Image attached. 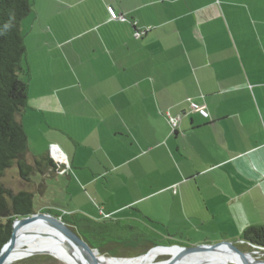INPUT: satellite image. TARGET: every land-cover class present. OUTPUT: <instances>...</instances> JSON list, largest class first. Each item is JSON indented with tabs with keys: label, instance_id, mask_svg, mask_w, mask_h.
<instances>
[{
	"label": "crops",
	"instance_id": "obj_1",
	"mask_svg": "<svg viewBox=\"0 0 264 264\" xmlns=\"http://www.w3.org/2000/svg\"><path fill=\"white\" fill-rule=\"evenodd\" d=\"M46 2L43 12L33 0L30 33L46 41L30 65L39 92L28 108L50 115L43 119L59 134L48 136L44 151L58 144L63 173L75 163L70 142L91 147L103 161L95 171L130 198L106 200L96 218L194 222L202 208L214 216V204L240 203L244 211L233 214L241 231L264 223V0ZM107 5L121 19H109ZM167 114L180 116L174 130ZM150 168L161 186L150 182ZM83 174L75 175L88 183ZM227 179L234 185L226 188ZM166 237L183 240L178 230Z\"/></svg>",
	"mask_w": 264,
	"mask_h": 264
},
{
	"label": "trees",
	"instance_id": "obj_2",
	"mask_svg": "<svg viewBox=\"0 0 264 264\" xmlns=\"http://www.w3.org/2000/svg\"><path fill=\"white\" fill-rule=\"evenodd\" d=\"M33 11L32 0H0V249L11 236L14 219L35 213L34 192H42L44 186L40 182L35 187L31 177L37 173L50 175L64 168V162L54 160L47 151L30 153L22 123L28 107L30 72L21 21ZM13 168L18 179L26 185L17 191L2 182L5 173ZM39 211L60 217L89 248L105 255L129 257L145 253L156 245H189L175 237L157 241L139 227L120 219L92 218L83 212L50 207ZM238 239L264 249V223L245 226ZM141 243L143 247L139 248Z\"/></svg>",
	"mask_w": 264,
	"mask_h": 264
},
{
	"label": "rangeland",
	"instance_id": "obj_3",
	"mask_svg": "<svg viewBox=\"0 0 264 264\" xmlns=\"http://www.w3.org/2000/svg\"><path fill=\"white\" fill-rule=\"evenodd\" d=\"M36 1L38 8H40L43 12L44 10H47L46 0ZM32 17L33 12H31L21 21V31L24 35V42L26 47V62L29 68V72L32 59L43 56L45 54L46 41L44 35H39L37 37L36 35L30 33V21ZM68 17L70 19V22L75 20L72 12L69 13ZM58 20H61V18H59ZM36 63L40 64V61L38 60L37 62L36 59ZM35 70L36 68L33 69V71ZM30 77L32 80L30 79L31 81H29V93L27 99L28 107L29 103L34 98L36 99L39 92L38 85L34 80V74H32V76ZM84 105H87V103H84ZM28 107L23 113L22 123L28 136L29 150L32 153H39L44 151V148H46L48 136L51 137L55 133H59L58 131L50 129L47 123L44 121V116L50 117V115L46 113V111H39L38 113L33 114L32 112H30ZM43 113L45 114L43 115ZM80 129H82V126H77V130ZM49 145L50 144H48L47 146V152L52 157L49 150ZM70 145L75 152V163L69 170V176L67 175V172L63 173L61 170L60 172H53L50 175H41L37 173L31 177L32 183L35 184V187L39 186V184H41L40 182H42L44 186V188L42 187V192L37 190L34 192L33 208L35 212H39L41 208L49 206L50 208L60 209L66 212H87L90 213L92 217L96 218L100 214L105 215V213H103L100 208L102 204L105 203L106 200L108 201V199L110 198H112L113 204H117L119 202L120 204L124 205L129 202L130 198H128L126 195H122L121 193L116 194L115 190L110 188L109 180L107 181L104 178V175L99 176V173L95 171V167L102 169L101 167L103 166V161H101L100 158L92 152L91 147L81 144L74 146L72 142H70ZM139 164L140 166H143L142 162H140ZM144 164H146V162ZM170 165L171 163L169 161L166 162V167H169ZM150 169L152 175L155 176H150V182H154L156 186H161L162 180L156 177V172L153 171L152 168ZM80 172L84 173L83 176H89L90 179L88 183H82V177L79 178L76 176ZM170 180L172 179H167V181ZM206 180L207 179L200 178V184L204 185V183H206ZM2 182L6 187L10 188L13 191H17L21 188L26 187L25 183L21 182L18 179L14 168L8 170L5 173V175L2 177ZM144 184H146V182H144ZM95 185L97 186L95 187ZM152 185L154 186V184ZM232 185H234L233 180L227 179L225 181L226 188ZM235 186H238V184L236 183ZM227 191L231 193L230 189H227ZM140 194L141 193H137L135 196L140 197ZM163 197L166 204H169L170 206L175 205L172 196H166L163 194ZM108 204L110 203H107V205ZM145 204L148 205L149 203L145 202ZM217 204L220 205V210H218ZM217 204H214L212 206V208H215L213 209L214 216L207 214L206 212H204V208H202L203 211L200 212L202 215L200 216V219L196 220L197 222L189 221L188 219H182L176 222L166 221L167 219H163L164 222L160 223L159 225L155 223H145L144 220L139 219L141 223L133 221H129L128 223H130L131 225L135 224V226L137 225V227H139L144 233H147L149 237H152L157 241L166 239L167 231H170L171 233L177 230L182 232L183 240L187 241L189 245H197L200 243H215L217 241L223 240L222 235H224V237L228 240H237L241 232V226L244 222L241 218L234 216L235 214L233 213L236 212V208H238V211L244 210H240V203H235L232 206L229 205V207L220 203ZM200 205L201 207H204L201 203ZM213 210H211L210 213L213 214ZM252 251L253 249L247 250V252ZM45 255L47 254H31L21 257V259H16L8 264H66L57 259L58 257L56 255L54 256H56L57 258L49 255L54 260H51V258H48ZM162 256H165L164 258L167 257L166 255H161L157 260L159 261L164 259ZM252 256L256 258L255 254H253ZM260 260L264 261V255L261 256Z\"/></svg>",
	"mask_w": 264,
	"mask_h": 264
},
{
	"label": "water",
	"instance_id": "obj_4",
	"mask_svg": "<svg viewBox=\"0 0 264 264\" xmlns=\"http://www.w3.org/2000/svg\"><path fill=\"white\" fill-rule=\"evenodd\" d=\"M37 221L42 222V224L55 229L58 236L57 238L60 240V243L61 241H63V243L66 244L68 247L76 249V251L84 258L85 264H97L94 256L95 253H99L97 249L89 248L81 239V237H79V235H77V233L72 230L71 227L66 224L60 217L42 211L35 212L28 216L16 217L14 219L12 223L11 236L9 240L0 249V264H4L6 260L10 257L17 238V231L22 227ZM235 243L236 240L223 239L215 243H200L197 245H156L140 255L147 254L149 251L156 248H176L174 253H168L166 255V258L157 262H163V264H181L183 259L189 255L196 256L199 253L206 252L207 254H209L207 258L196 257L194 262L191 264H235V261L226 257L227 255L239 258L241 264H264V261L257 260L252 256L255 253L243 251L239 249L235 245ZM40 253L54 256L51 252H48L47 250H42ZM260 253L263 254L264 251ZM106 256L113 259H130L135 258L139 255L129 257H118L110 255ZM54 257L57 258L56 256Z\"/></svg>",
	"mask_w": 264,
	"mask_h": 264
},
{
	"label": "bare ground",
	"instance_id": "obj_5",
	"mask_svg": "<svg viewBox=\"0 0 264 264\" xmlns=\"http://www.w3.org/2000/svg\"><path fill=\"white\" fill-rule=\"evenodd\" d=\"M57 237L56 230L42 224V222L37 221L22 227L17 231L13 251L4 264H8L27 255L40 253L42 250L51 252L66 264H85L84 258L76 249L68 247L63 241L60 243ZM175 250L176 248H156L147 254L130 259H113L100 253H95L94 256L97 264H163V262H157L158 257L167 255L168 253H174ZM208 255L206 252L199 253L196 256L189 255L183 259L181 264H191L196 257L207 258ZM226 257L235 261V264H241L240 259L235 256L227 255Z\"/></svg>",
	"mask_w": 264,
	"mask_h": 264
},
{
	"label": "built area",
	"instance_id": "obj_6",
	"mask_svg": "<svg viewBox=\"0 0 264 264\" xmlns=\"http://www.w3.org/2000/svg\"><path fill=\"white\" fill-rule=\"evenodd\" d=\"M106 8H107V14H108L109 19H114V20L121 19L122 16L119 15L111 5H107ZM189 107L192 111L197 112L201 117H203V118L208 117V112H207L204 105L199 104V103L189 99ZM167 120H168L171 128L174 130L179 124L180 116L174 117V116H170L167 114ZM49 150H50V153H51L52 158L54 160L63 161V162L66 160L65 156H64L63 152L61 151L60 147L58 146V144L51 143L49 145Z\"/></svg>",
	"mask_w": 264,
	"mask_h": 264
},
{
	"label": "flooded vegetation",
	"instance_id": "obj_7",
	"mask_svg": "<svg viewBox=\"0 0 264 264\" xmlns=\"http://www.w3.org/2000/svg\"><path fill=\"white\" fill-rule=\"evenodd\" d=\"M235 245L243 251H247L248 249H253L252 252L255 253V257L257 260H260L261 256L264 255V253L263 254L260 253V252L264 251L263 248L256 246V245H253V244L251 245V244L245 242L244 240H238V241L236 240ZM142 247H143V243H141L139 245V248H142Z\"/></svg>",
	"mask_w": 264,
	"mask_h": 264
},
{
	"label": "clouds",
	"instance_id": "obj_8",
	"mask_svg": "<svg viewBox=\"0 0 264 264\" xmlns=\"http://www.w3.org/2000/svg\"><path fill=\"white\" fill-rule=\"evenodd\" d=\"M240 240V239H237V241Z\"/></svg>",
	"mask_w": 264,
	"mask_h": 264
}]
</instances>
